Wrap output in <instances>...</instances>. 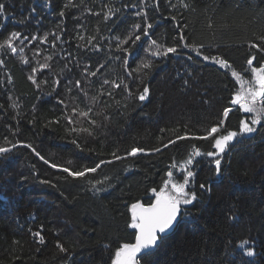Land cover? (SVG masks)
Segmentation results:
<instances>
[{"label": "trees", "instance_id": "obj_1", "mask_svg": "<svg viewBox=\"0 0 264 264\" xmlns=\"http://www.w3.org/2000/svg\"><path fill=\"white\" fill-rule=\"evenodd\" d=\"M6 5V15L0 18V30L3 35L11 31H20L26 35L56 32L61 34L68 43H63L55 51L59 53L53 63L57 68L64 64L61 57L72 53L73 79L80 78V69L74 66L78 59L81 65L87 63L95 68L105 62L109 53L104 47L100 53H83L76 48L75 39L77 24H83L79 29L85 36L92 35L97 28L102 36L111 37L125 35L136 22L135 10L124 5L139 3V0H85V5L99 11L102 3H111L120 9L118 19L113 18L106 26L99 18L88 15L79 8L64 9L68 0H0ZM79 3V0H76ZM175 2V0H173ZM256 8L264 10V0H249ZM35 7L36 13L24 24L18 23L28 17ZM203 7V0L201 2ZM65 11L61 18L59 12ZM154 27L150 30L153 39L168 44L173 42L175 34L174 22L170 19L172 12L167 8V0H160L158 13H152ZM79 17L74 19L73 17ZM61 20L63 23L61 24ZM59 25V27H58ZM112 29L109 32L108 28ZM66 29V31H61ZM0 35V40L3 39ZM53 37L49 36V41ZM60 44V42H57ZM113 41V47H114ZM224 43L231 47L218 49L237 69L243 67L246 49L240 46L235 37L225 38ZM107 45L108 41H104ZM25 49L32 57L31 48ZM48 49V45H40ZM147 38H141L133 48L129 58V68H135L139 60L146 55ZM211 51L215 52L216 49ZM46 54V53H43ZM43 54L41 60L43 59ZM111 55H120L113 51ZM187 50L181 55L170 54L146 78L150 94L141 102L133 96L125 99L121 90H116L115 99L121 101L117 106L112 103L111 122L98 139L81 137V143L86 149L93 148L100 155H93L87 150L79 152L65 131L64 121L60 124H49L48 120L60 115V106L56 103V93L44 88L41 92L27 80L28 69L19 62L17 56L0 55L5 67H0V81H6L11 75L13 83L0 85V144L4 137L31 144L40 156L49 163L69 167H77L84 163L77 157H91L94 160L111 159L109 153L116 147L127 149L134 145L151 149L160 146L158 137L174 138V133L167 131L188 124L193 131L203 125L215 123V118L226 105L233 81L230 74L218 66L201 62L199 58L187 60ZM110 79L123 75L120 61L108 60L102 70ZM191 72V76L187 73ZM103 77L93 78L94 86L90 94H95ZM183 79L189 80V86L183 87ZM135 93L137 85L129 81ZM63 95V89L57 90ZM11 96L12 100L8 97ZM39 97V99H38ZM102 99L107 100V97ZM207 101V102H206ZM15 102L18 109L10 105ZM127 104V108L123 105ZM35 105V111H33ZM16 111L19 116V130L15 136L9 131H16ZM35 116L36 122L29 123ZM242 113L230 114L229 128L235 129ZM161 129H165L161 132ZM85 139L87 142L85 143ZM103 142V150L101 146ZM196 143L202 151H209L206 141H179L162 153L153 156L129 158L128 161L105 165L95 178H103L105 174L112 177V187L107 191L93 194L88 186L79 180L63 177L66 173L49 167L31 149L17 147L11 153L0 157V262L12 264L14 256H20L15 264H62L63 255L55 248L60 240L66 246L75 243L74 254L68 264H97L107 253L103 252L102 244L108 242L114 249L119 242L133 239L131 229L126 227V207L123 200L141 197L146 187L157 186L171 163L172 157L178 161L186 157L191 144ZM10 147V145H9ZM222 174L216 176L209 173V165L203 157L197 158L196 170L198 185L203 182L211 186V193L203 195L202 202L192 211V218L182 222L174 232L159 242L152 255L146 257L142 264H240L241 260H250L251 264H264V127L247 136L238 137L230 144L223 154ZM72 160V165L67 162ZM126 164L131 170L125 172ZM177 178L179 174L176 173ZM41 180L51 183L42 184ZM55 185V187H53ZM235 205L237 221L229 222L223 215L228 205ZM43 225L46 243L40 246L34 243L28 229L38 230ZM59 235H56V233ZM241 239H249L255 243L257 255L253 258L241 257L233 245ZM13 240H20L23 247L14 245ZM232 241V245L228 241ZM37 248L40 250L37 251ZM226 252L230 253L226 255Z\"/></svg>", "mask_w": 264, "mask_h": 264}, {"label": "snow or ice", "instance_id": "obj_2", "mask_svg": "<svg viewBox=\"0 0 264 264\" xmlns=\"http://www.w3.org/2000/svg\"><path fill=\"white\" fill-rule=\"evenodd\" d=\"M167 0V8L172 12L170 19L174 22L175 34L173 42L168 44L161 40L153 39L150 30L153 29V17L150 16L149 9L152 13H158L160 9V0H139V3L124 5L125 8L135 10L133 15L137 18L136 22L131 25L130 30L123 36L113 34V36H102L97 28L92 35L85 36L79 29H83V24H77V33L75 39L83 43H77L76 48L80 52L100 53L104 47L108 49V57L103 63H99L95 68L90 64L81 65L78 59L75 60L74 66L80 69V78L73 79L72 73L73 58L72 53L61 57L64 64L57 68L53 61L59 55L55 51L63 43L61 34L56 32H45L44 34H33L31 36L23 34L20 31H11L7 35H0V55L17 56L19 62L28 69L27 80L31 85L41 92L44 88L51 91L48 95L56 93V103L60 106V115L47 121L45 127L49 124L59 125L61 120L64 121L65 131L70 142L75 148L83 153L86 150L93 155H100L95 149H86L81 143V137L98 139L102 135V130L106 129L111 122L112 103L115 101L117 106L121 101L115 99L116 90H121L125 94V99L135 96L136 99L143 102L149 94L150 89L145 82L146 78L152 73L157 66V62H162L170 54L181 55L183 50H187V60L193 59L192 54L199 58L201 62H206L225 73L230 74L233 81L232 89L228 101L220 113L215 118V123L203 125L198 130L193 131L188 124L183 125V131L180 128L168 129L174 133V138H168L164 142L163 137H158L160 146L151 149L143 146L134 145L121 152L119 147L114 148L110 153L111 159L94 160L91 157H77L84 163L77 167H69L49 163L47 159L40 156L36 149L27 143H20L4 137V143L0 144V157L11 153L17 147H25L38 156L49 167L55 168L60 172L66 173L63 177L65 180L72 178L84 182L88 190L93 194L107 191L112 187V177L105 174L103 178H95L102 171L105 165H112L121 161H128L129 158H138L143 156H153L162 153L165 149L177 144L179 141H206L209 143V151H202L201 147L193 143L190 145L186 157L177 160L172 157L171 163L167 166L164 176L160 183L154 187H146L141 197L123 200L126 207V227L131 229L133 239L119 242L114 249L111 244L105 242L102 244L104 253H107L106 259L103 257L97 261V264H142L146 257L152 255L153 251L159 246V242L174 232L182 223L192 218L193 208L202 202L205 193H211V186L206 183H199L197 191L196 170L198 166L197 158L203 157L209 165L208 171L216 176L222 174L223 154L230 144L237 141L238 137L251 135L258 131V128L264 127V10L256 8L249 3V0ZM64 9L79 8L88 15L99 18L98 23L108 25L113 18H119L120 9L114 8L111 3H102L100 10L95 11L85 5V0H68L64 4ZM6 5L0 2V18L6 15ZM36 8L30 10L28 17L18 21L20 24L26 23ZM59 16L63 18L65 11L62 9ZM79 19V17H73ZM63 20H61V24ZM59 27V25H58ZM112 32L109 27L107 29ZM66 31V29H61ZM49 36L53 37L49 41ZM147 38V48L144 49L146 55L139 60L135 68H129V58L133 55V48L141 38ZM235 37L240 42V46L246 49V56L243 61V67L237 69L234 63L225 55L218 51L221 47H231L232 44L224 43L225 38ZM104 41H108L105 45ZM113 41L114 47H113ZM31 48L32 57H29L25 49ZM57 42H60L58 44ZM40 45H48V49H41ZM212 49L217 51L213 52ZM115 51L120 55H111ZM46 53V54H43ZM43 54V59L41 56ZM108 60L120 61L123 67V75H118L116 79H110L102 71L106 68ZM4 59H0V67H5ZM103 77L100 80V86L95 94H90L94 86L93 78ZM191 76V72L187 73ZM129 81L137 85L135 93L132 91V85ZM7 83L11 85L13 78L7 75L6 81H0V85ZM189 86V80L183 79V87ZM63 89V95L57 90ZM107 97L108 99H102ZM12 100V97H8ZM39 99V97H38ZM207 102V101H206ZM10 107L13 110L18 109L19 105L13 102ZM33 105V111H35ZM127 108V104L123 105ZM4 108V105H0ZM242 113L243 117L238 118L235 129L229 128L231 123L230 114ZM20 113L16 111L12 119L17 121L16 131L12 132L15 136L19 130ZM36 122L35 116L29 123ZM165 129H161L164 132ZM87 140L85 139V143ZM10 145V147H9ZM103 150V142L101 141ZM74 162L69 160L67 165ZM125 172L131 170L130 164H126ZM176 173L179 174L177 178ZM40 183H51L47 180H41ZM55 187V185H53ZM235 205H228L223 215L229 222L237 221L235 214ZM34 243L43 246L46 243L43 235L44 227L41 225L38 230L28 229ZM56 235H59L57 232ZM14 245L23 247L20 240H13ZM232 245V241H228ZM76 244L67 245L57 240L55 248L59 253L64 254L62 264H68L71 260ZM40 249L37 248V251ZM233 250H238L241 257L253 258L257 255L255 243L249 239H241L233 245ZM230 253L226 252V255ZM20 256H14L12 264L20 260ZM2 264V262H0ZM240 264H251L250 260H241Z\"/></svg>", "mask_w": 264, "mask_h": 264}, {"label": "water", "instance_id": "obj_3", "mask_svg": "<svg viewBox=\"0 0 264 264\" xmlns=\"http://www.w3.org/2000/svg\"><path fill=\"white\" fill-rule=\"evenodd\" d=\"M170 235V234H169Z\"/></svg>", "mask_w": 264, "mask_h": 264}]
</instances>
